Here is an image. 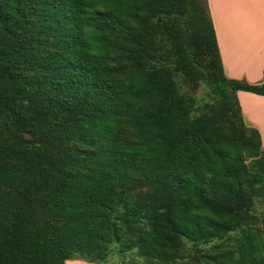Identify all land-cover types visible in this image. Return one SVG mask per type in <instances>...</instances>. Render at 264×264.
Returning <instances> with one entry per match:
<instances>
[{
  "label": "trees",
  "instance_id": "16d2710c",
  "mask_svg": "<svg viewBox=\"0 0 264 264\" xmlns=\"http://www.w3.org/2000/svg\"><path fill=\"white\" fill-rule=\"evenodd\" d=\"M238 91L207 0H0V264H264Z\"/></svg>",
  "mask_w": 264,
  "mask_h": 264
},
{
  "label": "crops",
  "instance_id": "0c3cea01",
  "mask_svg": "<svg viewBox=\"0 0 264 264\" xmlns=\"http://www.w3.org/2000/svg\"><path fill=\"white\" fill-rule=\"evenodd\" d=\"M226 78L264 80V0H207ZM244 122L260 134L264 149V95L238 91Z\"/></svg>",
  "mask_w": 264,
  "mask_h": 264
},
{
  "label": "rangeland",
  "instance_id": "374dc122",
  "mask_svg": "<svg viewBox=\"0 0 264 264\" xmlns=\"http://www.w3.org/2000/svg\"><path fill=\"white\" fill-rule=\"evenodd\" d=\"M261 83V82H260ZM259 84V83H258ZM202 92V90L200 91V93ZM67 264H92V263H88L84 260H81V259H77V258H73L71 260H69L67 262Z\"/></svg>",
  "mask_w": 264,
  "mask_h": 264
}]
</instances>
